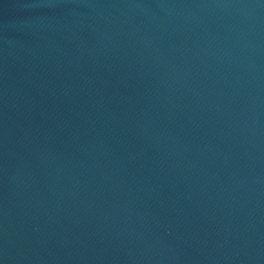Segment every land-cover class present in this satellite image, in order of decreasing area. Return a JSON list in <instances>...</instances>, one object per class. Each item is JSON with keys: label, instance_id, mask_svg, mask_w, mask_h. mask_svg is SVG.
Segmentation results:
<instances>
[{"label": "water", "instance_id": "1", "mask_svg": "<svg viewBox=\"0 0 264 264\" xmlns=\"http://www.w3.org/2000/svg\"><path fill=\"white\" fill-rule=\"evenodd\" d=\"M0 264H264V30L0 69Z\"/></svg>", "mask_w": 264, "mask_h": 264}]
</instances>
